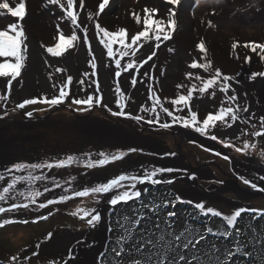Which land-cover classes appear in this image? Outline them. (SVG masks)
<instances>
[{
	"label": "rangeland",
	"instance_id": "obj_1",
	"mask_svg": "<svg viewBox=\"0 0 264 264\" xmlns=\"http://www.w3.org/2000/svg\"><path fill=\"white\" fill-rule=\"evenodd\" d=\"M91 1H96L98 4L90 3ZM9 2L11 5H15L19 3L20 0H9ZM100 2L101 0H82V5L85 4L88 11L91 12L90 14L92 20L90 22L94 25L99 24L100 27L106 31H110L113 33H119L121 31L125 32L126 40L128 42H131L132 37H134L141 31H139L133 25L123 23L122 20H130L131 18L139 17V21L141 24L144 21L145 14L147 13L145 10L154 9L156 11H152L151 14L154 13L157 17L160 16L161 19L167 23L170 16V10H175L176 13L175 17H173V19H175L176 21V28L173 31L172 35L173 38L167 41L161 40L159 42L158 48L156 47L157 42L152 43L151 41L153 40L151 39L146 42L142 41V43L144 44L142 48L147 47L146 53L152 56V59L149 60L148 63H146L148 64V88L147 90H145L140 87L138 94L135 93V98L133 99L132 95H134L137 85L135 87H132L131 79L129 77H126L125 84L130 85L131 89L129 90V92L123 91L127 98V107L125 111L128 112L130 104V110L133 111H130L132 114L142 115L145 120L154 119V114L141 111V107L151 106V93L155 92L163 107L173 112V115L190 118L191 112H195L197 113L198 120L202 122L204 119H206L208 114H216L221 107H229L233 105L229 101H227L226 95L220 91L219 85L208 89L206 92H200L198 90L196 92H193L192 99L190 101L191 112L189 111V108L184 107L183 104L174 105L172 101L178 99L180 95H188L194 85L197 89L202 88L203 81L207 80L206 76L210 75L211 72L212 74H215V72L217 71V66H220V72L223 76L234 78L231 79L233 81L245 83L246 87H241L240 90L241 94L244 96L243 101L241 98L238 104H244L245 106L251 107V109L255 110V107L247 99V96H249L251 100L255 102L254 104L264 105V75H260L264 74V49L257 47L259 49L257 50V48L253 49L251 46L246 47V45L253 44L264 45V21L262 23H259L258 21L253 20H240V17L243 16L242 13L248 11V9L251 8V4L254 3L248 2L237 5L229 10V13L227 14V20L229 22H216L214 19H212V16L222 13L227 5L228 0H196L190 7L186 9L184 8V5L187 4V0H181L180 5L169 4L167 3V0H109V3L105 6L103 12L100 11ZM24 3L26 4L27 14L23 21H20L19 18L12 17L10 13L6 12V10H0V31H8L9 34L12 35L13 33L11 32L10 26L13 24H20L22 25L26 35V51L24 52V55L26 57L25 67L22 69L21 76L18 77H23L22 82H20L21 80H19L18 83H13L12 90H10L9 88L7 89L5 85L8 84L6 83V79L11 80V78L0 77V89L4 90L5 92L4 94H0V96H6V100H8L0 101V117H2L0 118V126L12 127L11 132L21 131V133L27 132L34 134L36 129L37 131H41L40 126L28 122V126H32L33 129L15 128V126H17V122L15 121V119H22L26 121L35 119L36 121L38 120V117L52 115V118L55 121L63 122L55 125L52 130H57V132H75L76 134L72 136V141H78L77 137L81 140L82 133L74 128L79 120V117L76 116L90 115L91 113H87H89V111L91 112L94 109V106L89 111H86V113H84V111L76 110L77 108H83L84 106L73 105L71 104V100L73 98L85 99L89 95H92L94 97L101 95L103 96L105 92V88L101 85L100 81H98V61L95 57L97 56V54L92 41L89 39V37L87 41L84 40L85 54L88 59L85 71L82 70L83 61L85 62L84 58L82 60L81 66L78 67L79 69L75 70L73 68H70L69 61L74 60L72 57H76L78 54H81L80 38L82 40L84 34H82L81 30L79 28H76V26L67 19L66 13L63 9H61L58 5L50 4L49 0H24ZM197 3H199L200 5L198 4V6H196ZM76 9L79 17L80 12L83 8L82 6H80L76 7ZM195 15L197 16L196 19L189 18V16L194 17ZM103 17L110 18L106 19L108 23L113 22V20H118L120 21V23L117 26H109L103 21ZM231 19H234L233 23L231 22ZM209 21H211V26H209ZM61 33H63L66 38H70L73 34H75L77 35L78 39L76 41H73L72 45L69 46V48L61 57H52L49 54L53 58V60L54 58H56L64 67L63 73H48L49 77L53 80V91L49 92L44 89L41 82L39 81H37V86L34 88L32 86L25 87L26 78L28 77L30 69L31 41H35L38 49L40 50V54L46 57L48 54L46 52V49L48 47H53L56 43H58L59 35ZM201 42H203L205 45L206 51L204 52H201L198 48V45ZM218 42L222 43L224 46L218 44ZM232 42L235 47L234 45H231L229 47L231 53L229 52L230 55H227L228 48L226 46H228ZM89 45L92 49L91 52H89L88 50ZM215 49H217V62L213 56ZM182 50L185 56L183 57L176 72L174 73L173 82H171L169 86H165L164 79L169 68L172 66L173 53H177L178 51L181 52ZM101 53H103V51H101ZM251 53L260 55L262 56V58L259 61L251 62L252 59H250V57H246L252 56ZM221 54L226 55V57H223ZM147 56L144 59H146ZM93 57H95V63L97 64V68L95 70L89 67L91 62L93 61ZM8 59L11 62H14V60H12L11 58ZM209 59L212 60V63H214L216 67L212 66L207 69L198 67L194 69L190 66L192 63L203 65L205 64L204 60L207 62V60ZM4 62L5 58L0 57V63ZM107 65L109 66H107V68H111L114 77H116L115 72L117 71V69L115 67V61L111 60ZM93 71L95 72V75L92 74ZM253 74H257L255 76V79L252 78ZM68 76H72L73 78L71 95L67 98L66 102L63 103L65 105H68V108L60 107V105L49 106L42 103L28 105L23 110L16 108V105L20 102H23V100L25 99L38 98L42 100L45 96H47L48 98H52L53 96L58 95L59 88L63 86L64 83H66ZM197 76L203 77H201V80H197L198 83L195 84L194 81L196 82ZM120 77L116 78L118 79ZM243 77L245 79H243ZM133 78L138 80L137 75H135ZM79 80H83L84 83H78ZM231 80L229 81V83L233 85ZM116 82L118 83V81ZM150 85L151 91H149ZM20 88L33 89L29 93L18 96ZM229 93L230 95L233 94L232 88L229 90ZM103 99L105 100V102L107 100L111 101L109 105L114 106V98L108 99L105 96L103 97ZM29 111L33 113L32 117H28L26 115V113ZM157 111H160V109L158 108ZM257 114L258 120H251L254 122L252 124H255V127H253L252 125H246L243 126L244 130H241L238 123V126L234 131L231 130L222 132V129L225 128L221 122H217L215 128L209 129L208 136L212 134L217 135L218 140H226V142L233 144V147L231 148L224 147L223 143L213 141L209 139L208 136L197 133L194 129H185L179 124L172 126L171 128H173V133L166 135L165 138L168 140V147L171 148V150L174 148H172L171 146H174L177 140L178 142L179 140L184 141L183 150L185 148L195 149L196 155L199 156L198 159L200 160L199 164L201 168H205L203 169V177H199V184L204 181H209V179L214 175L218 176L220 174L219 170L215 167L214 162H218L219 164H221L226 173L230 172V163H235L234 168H232L234 169L232 173H235L237 177H239L241 185L243 186H245V184L242 182L243 179H241V177H248L249 180H251V183L260 184L264 182L263 179H261V177H264V157L261 156V153L264 152V136L256 137L254 134L257 131L264 130V125L260 124V118L264 117V109L262 110V112H258ZM160 116L166 122L169 121L170 117L167 116V113L161 112ZM241 116L245 117L242 114ZM122 119L126 120L123 117ZM47 127H51V125ZM47 127H45V129ZM240 133H243V135H240ZM192 142L193 145L191 144ZM244 143L255 145V147H250L244 152L237 153L235 151V148H243ZM82 144H86V142L82 141ZM128 147L131 146H127L125 148ZM145 147L147 149V152L157 156H162L165 154L164 151H167V149H165L164 147H158V144L147 145ZM73 148V150H76L77 148L86 149L89 148V146L86 145V147L80 148L73 146ZM58 151L61 152L60 150ZM183 152L186 153L185 151ZM215 152H218L221 155H216ZM138 153L141 152L133 153V155H136ZM224 155H227L229 159L225 160L223 158ZM191 162L193 163V165H196L194 164L195 159H192ZM237 163H239V165ZM79 165L83 164L81 163ZM79 165L73 163L72 167L78 168ZM161 165L163 167L164 165L168 166L169 162H161ZM247 166H253L252 170L254 171V174L248 169ZM185 168H187V166ZM226 187L227 185L220 186L217 184H215L214 186L215 194L219 195L221 197V200H217L216 198L213 200L210 198L204 201L202 200L203 202H205L206 208L211 206L214 209L221 211V217H212L211 214H209L208 217H205L202 213L199 212V209H196L194 207V204L180 203L174 196H172L170 188H166L165 190V187H159L156 189L147 190V192L143 191L144 194L141 199L145 204L149 205L148 208L141 207L140 203L138 201L135 202L134 200L131 204L114 210V218L110 223V231L108 233L104 249L108 251V253L102 264H119V261L123 259V256L117 257L115 253L112 252L113 247L119 248V245L116 243V241L119 236L124 234L123 229H121L117 224V220L120 219L122 221L123 215L126 213L130 216L135 215L133 213V209H139V212L142 213L146 218L147 228L151 229L152 232L155 233V235L151 237L153 240H155L162 231L165 233L171 232L172 235H176L179 234L180 231H184L185 229H187L188 231H185V236L191 238V236H189L191 235V231H202V233H206V228L211 227L214 232L230 230L233 232V237L225 239L220 236H213L211 233H209L207 237V247L211 246L212 244H215L217 246V241L222 242L223 240H226V242L230 243V245H233L235 244L234 237L236 230L239 229L241 233V242H246L247 245L250 246V251L256 250L255 254L262 253L264 250V216H259L253 219V217L256 216L255 213H242L241 217L237 218L235 227L229 229L227 226V222H224L223 220V215H232L234 214L235 210L240 208L257 209L260 212H264V199H260L261 197L248 198V194H245L244 198L240 199L233 192L234 189L237 190V187H232V189H228ZM35 188L40 189L41 192H43L44 190L38 186H36ZM147 188L148 187H144V189ZM176 188L181 190L180 187L176 186ZM84 189L86 188H83L81 190ZM77 190L80 189H73V191L71 193H68V195L72 196V193ZM48 194H52V191H48L42 196ZM95 196L96 195H89L87 197L72 196L71 199L65 202L50 205L45 209L35 211L25 210L23 212L26 213V215L31 213L38 214L35 218L44 216L41 215L42 210L49 209L53 214L51 213L52 215L50 216V218L48 217L49 219L39 220V222L36 223L29 222L27 224H5L3 227H0V264H48V261H53V259H51L50 257L52 254L57 253L56 246L54 244L47 245L45 242H48L52 235L55 237L60 236L59 238L61 242L65 240L64 238H69L73 242L78 238L83 239V236H77L73 231H75L74 228L83 226L82 223L84 219H81L79 215H73V213L77 212L81 208H93L96 205ZM179 198L184 201H188V199H184L182 197ZM40 200L41 197H39L37 201ZM47 200L48 199H44L41 202H45ZM21 201H23V199ZM172 201H176L174 208L172 207ZM165 203H167L168 205L166 208H155L156 204L164 205ZM35 207L36 206L31 205V208L34 209ZM169 211H174L176 213V216L168 217L167 213ZM80 215H82V213ZM35 218H32L30 220L33 221ZM3 220L0 219V221ZM23 220L24 219L20 221ZM166 220L174 222L171 231H167L168 228L165 225ZM156 222H159L160 228H155ZM68 227H70L71 229ZM64 228H68L70 230ZM144 228L145 221L142 220L141 225L138 226V229L139 231H143ZM253 228H255V232H253ZM62 229L64 231H61ZM49 234H51L50 238ZM167 236L168 235L166 234V240L168 239ZM253 237H256V239H253ZM89 238L91 237L89 236ZM132 238H137V231H134L132 233ZM205 243V241L201 242V244ZM85 244H87V242H85ZM37 245H39V247H37ZM99 246H102V244L100 243ZM244 249L246 250V248ZM84 250L85 249H83L82 251ZM207 250L213 249L208 248ZM69 251L74 253L73 249L70 247ZM82 251L81 253H83ZM34 253L36 254L34 255ZM91 256L92 257H90V259H93L95 257V253L94 255H92L91 253ZM13 257H16V259L13 260ZM213 259L214 258L212 256L209 257V261H212Z\"/></svg>",
	"mask_w": 264,
	"mask_h": 264
},
{
	"label": "snow or ice",
	"instance_id": "obj_2",
	"mask_svg": "<svg viewBox=\"0 0 264 264\" xmlns=\"http://www.w3.org/2000/svg\"><path fill=\"white\" fill-rule=\"evenodd\" d=\"M50 4L58 5L61 9L64 10L66 13V17L68 20L71 21L76 28H80V24L78 22V14L76 12L77 7V0H49ZM109 3V0H103V3L100 5V11L103 12L105 6ZM167 3L172 5H180L181 0H167ZM82 6V0H81ZM0 10H6L7 13H10L12 17L19 18L20 21H23L26 16V4L24 0H20L19 3L15 5H11L9 0H0ZM146 12L149 15L144 19V30L139 32L137 35L132 37L131 42L126 40L125 32L121 31L119 33H113L110 31H106L100 27L99 24L96 25V35L99 36V43L103 45L104 49H106L107 57L114 59L115 67L117 71L115 72L116 77H120L122 72H131L135 70L137 74L140 72V68L144 66V64L148 63L149 60L152 59L151 55H148L146 59H143L142 62L137 63L136 61V54L140 51V49L144 46L142 41H148L150 39H154L156 43V47H159V42L161 40L167 41L170 40L171 32L176 28V21L173 19L176 13L175 10H170V16L165 24V21H153L151 19V12L156 10H149L146 9ZM137 21L139 22V17H137ZM155 25L153 29L151 25ZM209 26H211V21H209ZM12 35L9 34L8 31H0V57L5 58L4 63H0V77H10L11 80L7 81L9 89H11V81L17 80L18 77L22 74V69L25 67V55L24 52L26 51L25 48V39L26 35L23 30L22 25L20 24H13L10 26ZM150 31L152 32V36H149ZM85 41L88 40L87 29H83ZM78 39L77 35L73 34L70 38H66L63 33L59 35V41L53 47H48L46 52L50 54L52 57H61L69 46L72 45L73 41ZM119 45V50L114 51V46ZM251 46L253 49L260 47L264 49V45H246V47ZM235 47V45H234ZM198 48L201 52L206 51L205 45L203 42L199 43ZM89 52L92 51L91 46L89 45ZM119 58H116V57ZM127 57L128 60L126 63L121 64V61ZM8 58L14 60L11 62ZM91 68L95 70L97 68V64L95 63V57H93V61L90 64ZM191 68H204L207 69L210 65L207 64H197L192 63ZM57 72H61L62 69L57 68ZM95 75V72L92 73ZM145 76L148 73H144ZM257 74H253V79ZM264 75V74H260ZM197 80H201V77L197 76ZM231 77L223 76L220 71H216L215 75L203 81V87L197 89L195 85L191 89L188 95H180L178 99L173 100L172 103L174 105H181L183 104L184 107L190 109V101L192 99L193 92L197 90L200 92H206L208 89L213 88L216 85H219V89L226 95L227 101H229L233 106L229 107H221L216 114H208L206 119L202 122L198 120L197 113L191 112L190 118H185L183 116H175L173 112L169 111L168 109L164 108L163 105L160 103L159 98L156 96L155 92L151 93V106H142L141 111L150 112L154 114V119L145 120L142 115H133L131 112L125 111L127 104H126V96L125 93L121 90V88L117 85L115 88V92L119 97L117 101V111H113L111 108L108 109L111 112L112 116L123 117L128 120L136 121L138 124L141 121L152 125H158L161 129H169L174 125L179 124L181 127L185 129H194L197 133L201 135L208 136V132L210 128H215L217 122H221L224 128H232L233 125L240 121L241 123L251 121L255 114L253 113L251 116L242 117L241 112L247 113L248 107L240 105L236 103L237 96L234 93L232 95H227L229 90L232 88V85L229 83ZM78 83L83 84V80H79ZM73 84L72 76H68L66 83L63 84L59 88L58 95L53 96L52 98H48L45 96L42 100L38 98L32 99H25L23 102H20L16 105L18 109H25L28 105H35L37 103H42L49 106H58L66 102L67 98L71 95V86ZM131 85L135 87L137 85V79L131 78ZM98 86V85H97ZM149 91H151V85L149 86ZM6 96H0V101L6 100ZM103 101V96H92L89 95L85 99H75L71 100V104L84 106L83 108H77V111H89L94 104H101ZM106 107V105H105ZM160 111H157V109ZM179 110V109H178ZM161 112L167 113L168 117H171V122H160V115ZM26 115L28 117H32L33 113L31 111L27 112ZM2 118V117H0ZM229 118L231 123H229ZM260 124L264 125V117L260 118ZM255 127V124L252 125ZM243 135V133H240ZM256 137L264 136V130L257 131L254 134ZM209 139L213 141H218L224 144V147L231 148L233 144L226 142V140H218V136L212 134L208 136ZM254 148L255 145H250L248 143H244L243 148L236 147L235 151L237 153L244 152L249 148ZM143 149H138L136 147H130L126 150H120L116 152H112L110 154H106L104 152H100L98 155L99 159L93 160L91 154H87V159L84 161H80L77 158L72 156L67 157L66 160H61L58 162H38V163H16L13 166L6 169L7 173H24L27 172V175H12L11 181L7 183L6 186H3L0 189V204H7L9 200L16 201L17 196L23 198L24 202H16L12 203L8 207L0 206V214L8 213V212H16L20 209L25 210H41L48 208L50 205L58 204L65 202L75 197H87L89 195H101V194H108V193H115L109 199L110 205L115 208V206L124 204L127 205L130 201H138L141 207L148 208L149 205L145 204L144 201L141 199L142 197V190L138 188V185H160V184H171L174 181L172 179L163 178L165 173H172L175 171H181L179 169L174 168H152L150 170H144L142 174H119L117 177L110 179L107 182L98 183L95 186H92L90 189L84 190H77L72 193V196L69 195H61L58 198L48 199L45 202L37 203L39 197L44 195V193L48 191L54 190V188H60L62 185L56 180L55 177L49 178L43 174L44 169H48L49 171L53 168H64L71 166L73 163L76 164H83L85 169H95L98 167H105L110 163L122 161L124 160L130 153H137L142 152ZM216 155H221L220 153H215ZM165 156L175 155V153H165ZM261 156L264 157V152L261 153ZM223 158L228 160L229 157L224 155ZM39 170L41 174H35L36 171ZM51 179L54 188L50 189L47 186L44 187L43 192L35 188V184L37 182L47 181ZM189 179H196L194 174L189 175ZM243 179L244 184H251V187L257 189L258 191H264L262 188H257L255 184H252L249 180ZM264 179V177H261ZM5 180V175L0 174V181ZM24 182L26 187L24 189H18L17 186ZM220 183H223L222 181ZM66 192H71V188H66ZM144 192H147V189H143ZM176 200L180 203H187V204H194L196 209H199V212L202 213L205 217H208L211 214L212 217H221L222 212L219 210L214 209L213 207L209 206L206 208L205 202H193L191 200L184 201L179 197H176ZM172 207H175L176 201H172ZM31 205H36V208H31ZM167 203L164 205L156 204L155 208L159 209L161 207H167ZM251 212L255 213L256 216L253 219L264 216V212H260L257 209H247V208H240L234 211L232 215H223V220L227 222V226L229 229L235 227L237 223V218L241 217L242 213ZM82 213V215H80ZM133 213L135 215L130 216L129 214L123 215V220H117V224L121 229H123L124 234L119 236L116 243L119 245V248L113 247L112 252L115 253L117 257L123 256V259L119 261V264H193V261H196V264H205L202 259L201 253L203 252L204 255H211L214 260L215 264H238L237 260H233V257L238 256H246L250 257L251 259L247 262V264H255L256 256L253 252H245L244 248L247 247V243H242L240 236V230L237 229L235 233V248H229L228 250L221 253V256L215 255V252H219L220 249L217 248L215 244L211 245V248L214 250L211 254L207 251V235L205 233H199L194 238H189L185 236V229L184 231H180L179 234L172 235L171 232L165 233L161 232L160 235L153 240L151 237L155 235L151 229L147 228V220L142 213L139 212V209H133ZM73 215H79L81 219H87V224L90 225L92 228L98 226L101 222L102 217L96 208H89V209H79L77 212H74ZM168 217H175L176 213L174 211H169L167 213ZM90 217V218H89ZM48 218L47 215L40 216L35 218L32 222L36 223L39 220H46ZM145 221V228L143 231H139L138 226L141 225V221ZM15 221L12 220H3L0 221V227H3L5 224L13 223ZM24 224L29 223L27 219L21 221ZM173 221L166 220L165 225L168 229L173 228ZM127 225V226H126ZM155 228H160L159 222L155 223ZM255 232V228L252 229ZM137 231V238H132V233ZM206 233H211L213 236H220L225 239L229 237H233V232L228 231H218L214 232L211 227L206 228ZM168 235L170 239H165V235ZM51 234H49V238ZM183 238V239H182ZM256 239V237H253ZM201 241H205V244H201ZM127 245V247H126ZM199 245V247H197ZM39 247V245H37ZM36 253H34L35 255ZM16 257H13L15 260ZM210 264V262H209ZM261 264H264V258L261 259Z\"/></svg>",
	"mask_w": 264,
	"mask_h": 264
},
{
	"label": "flooded vegetation",
	"instance_id": "obj_3",
	"mask_svg": "<svg viewBox=\"0 0 264 264\" xmlns=\"http://www.w3.org/2000/svg\"><path fill=\"white\" fill-rule=\"evenodd\" d=\"M172 35H173V31L171 33V36ZM218 44L224 46L220 42H218ZM231 45H234L233 42L228 46H226L228 50ZM216 50L217 49L214 50L213 56L217 62L218 60L216 58ZM222 56L226 57V55H222ZM204 63L210 65V67L212 66L216 67V65L212 63L211 59L207 60V62L204 60ZM82 70L85 71V68ZM217 70L221 71L220 66H217ZM210 75L206 76V78L210 79L215 74H212L211 72ZM98 77H99V71H98ZM199 77H203V76H199ZM22 78H17V80L11 81L10 90H12L13 83L16 84L18 83L19 80H21L20 82H22ZM243 79L245 78L243 77ZM7 81H10V79H6V83ZM198 81L196 79V82L194 81V83L197 84ZM231 81L233 83L232 90H234V87L237 88L235 89L236 92L234 93L238 92L241 94L240 92L241 87L243 88L246 87L245 83L239 81H233V80ZM5 87H7L8 89L9 88L8 84H6ZM4 93H5L4 90L0 89V94H4ZM227 95H230V93L228 92ZM103 97H105V92ZM117 100H119V98ZM117 100H114L113 101L114 106H111L109 105L111 101L107 100L105 102V100L103 99L101 104H94V109L91 112L89 111V113H87V114L91 113L90 115L76 116L79 117L78 118L79 120L77 122V125L74 126V128L77 129L80 133H82L81 140L83 142H86V144H82V141L78 137H77L78 141L76 140L72 141V136L76 134L75 132H67V131L57 132V130L56 131L52 130L55 127V125L59 123H63L62 121H55L52 118V115L38 117V120L36 121L35 119L28 121L22 119H15V121L17 122V126H15V128L33 129L32 126H28V122L40 126L41 131H37L36 129L34 134L27 132L21 133V131L11 132L12 127L0 126V174L5 175V180L0 181V189H2L3 186H6L7 183L11 181L12 175H27V172L11 173V174L7 173L6 169L13 166L16 163H38V162L55 163L61 160H66L67 157L69 156L77 158L80 161H84L87 159V154H91L92 159L97 160L101 158L98 155L100 152L110 154L112 152L126 150L130 148V147L125 148L127 146L143 149V151L136 155H133V153H131L122 161L113 162L105 167H98L95 169H85L83 165H79L78 168L72 167V165L64 168H53L50 171L48 169H44L43 174L49 178L55 177L56 180H58V182L62 185V187L54 188L51 179L47 181L37 182L35 184V187L38 186L41 189H44L45 186H47L50 189L54 188V190H52V194L41 196V200L37 201V203H41V201L44 199H49V198L54 199V198H58L61 195H68V193H71L73 189H80V190L83 188L90 189L92 186H95L98 183L107 182L110 179L117 177L119 174H128V173L142 174L144 170L163 167L161 165V162H169V165L168 166L164 165V168L170 167L174 169H179L181 171H175L172 173L164 174L163 178L172 179L174 181L171 184L162 183L160 185H155V186L151 184L138 185V188L142 190V197L144 194L143 193L144 187H148L147 190L156 189L159 187L162 188L165 187V190L166 188L171 189V194L175 198L185 197L188 199H192L196 202H201L202 200L204 201L206 199H209V198H203L202 195L212 193L211 190L214 188L215 184L222 186V184L226 183L225 185L227 186L228 185L230 187L233 186V182L236 180L235 178L236 174L232 173L234 170L232 168H234L235 163L233 162L230 163V172L226 173V171L222 168L223 166L221 164H219L218 162H214V165L219 170L220 174L218 176L214 175L212 178L204 177L210 179L209 181L201 182L200 185L198 183L200 179L199 177L200 176L203 177V169L205 168L203 169L201 168L199 164L200 160L198 159L199 156L196 155L195 149L185 148L183 150L184 141L179 140L178 142L177 140L174 146L170 145L172 148L174 147L171 150V148L168 147L169 142L165 138V136L173 133V128L161 129L158 125L155 124L149 125L144 121H141L138 124L136 121L133 120L126 119L127 120L126 121L122 119V117L112 116L111 112H109L108 109L111 108L113 111H117L118 110ZM105 103H106V107H105ZM130 106L131 105L129 104L128 112L130 111L133 112L132 110H130ZM232 106L234 107V105ZM60 107L68 108V105L62 104L60 105ZM170 118L169 121H167L169 123L171 122ZM160 122L164 123L166 121L160 116ZM228 122L231 123V120H229ZM238 123L240 125L239 128L241 130H244L243 126L253 125L252 123L254 122L251 121V122L241 123L240 121H237L232 128L222 129V132L231 131V130L234 131L238 126ZM49 125H51V127H47ZM45 127L47 128L45 129ZM86 128L88 129V132H90L89 134L84 131ZM96 129L102 130L103 133L101 132L100 134H93L96 133L94 131ZM155 144H158V147H164L165 149H167V151L166 152L164 151V153H175V155L157 156L147 152L145 146L155 145ZM191 144L193 145V142ZM86 145H88L89 148L86 149L77 148L76 150H73L74 149L73 146L80 148V147H86ZM58 150H60L61 152H59ZM183 151H185L186 153H184ZM192 159H195L194 164L196 165H193V163L191 162ZM237 164L239 165V163ZM186 166L189 169L185 168ZM35 174H41V173L39 172V170H37ZM191 174H194L196 176L195 180L189 179V175ZM244 179L249 180L248 177H245ZM221 181L223 183H220ZM255 185L257 186V188L264 189V182L260 184L255 183ZM176 186L180 187L181 190L176 188ZM25 187L26 184L24 182H21L17 186L18 189H24ZM244 187L253 189V191L257 190L251 187V184H245ZM66 188H71L72 191L66 192L65 191ZM114 194L115 193H108V194H101L95 196L96 205L93 208H96L98 210V212L102 217V220L97 227L92 228L90 225L87 224V219H84L83 223L81 222L83 226L79 228L78 227L74 228L75 231L73 232L75 233V235L83 236V239L78 238L73 242L69 238H64L65 240L61 242L59 238L60 236L55 237L52 235L50 240L48 242H45L47 245L54 244L56 246V252H57L51 255L50 258L53 259V261L52 260L48 261L47 262L48 264H102L103 263L108 253V251L104 249H105V243L108 237V233L110 231V223L114 218L113 216L115 212L114 210L126 206L124 204H120L115 206V208H113L108 201L110 197ZM22 199H23L22 197L17 196L16 201L9 200L7 204H0V206L8 207L12 203L24 202L21 201ZM260 199H264V198L261 197ZM132 202L133 201H130L128 204H131ZM230 202H235V201H230ZM23 211H25V209H20L17 210L16 212H8V213L0 214V219L15 221L13 223H9V225L15 223L24 224L20 220L27 219L29 222H32L30 219L35 218L38 215L36 213H31L26 215V213H24ZM41 213H42L41 215H47L49 218L53 214L49 209L42 210ZM68 228H64V229L67 230L71 229ZM61 231L64 230L62 229ZM89 236L91 238H89ZM85 242H87V244H85ZM100 243L102 244V246H99ZM69 247L73 249L74 253L69 251ZM83 249H85L86 251L85 250L82 251ZM81 251L83 253H81ZM91 253L92 255H94L95 253V257L93 259H90V257H92Z\"/></svg>",
	"mask_w": 264,
	"mask_h": 264
},
{
	"label": "bare ground",
	"instance_id": "obj_4",
	"mask_svg": "<svg viewBox=\"0 0 264 264\" xmlns=\"http://www.w3.org/2000/svg\"><path fill=\"white\" fill-rule=\"evenodd\" d=\"M195 1L196 0H187V4L184 5V8L186 9V8L190 7ZM248 2L254 3V4H251V8L248 9V11H246L245 13H242L243 16L240 17V20L241 19L242 20H253V21H258L259 23H262L264 21V0H233V1L228 0L227 5L224 8L223 12L219 13L218 15L212 16V19H214L216 22L228 21L227 20V14L229 13V10H231L232 8H234L237 5H241V4L248 3ZM198 4L199 3H197L196 6H198ZM80 6H81L80 0H77V7H80ZM82 8L83 9L80 12L79 19H78L77 23L80 24L79 29L81 30L82 34H84L83 29H85V28L87 29V35L94 45V49H95L96 54H97V56H95V57L98 61L99 81H100L101 85L105 88L104 91H105L106 98H108V99L114 98L115 100H117L119 98L115 92V88L117 87V85L121 88L122 91L129 92V90L131 89V86L125 84V78L129 77L131 79L135 75H137V77H138L137 87H136V91L134 92V95H132V98L134 99L135 93L138 94L140 87L142 89H145V90H147V88H148L149 80H148L147 76L144 75V73H148V64H144V66L142 68H140L139 74H137L135 72V70H132L131 72H123L122 76L120 78L116 79L113 75L112 70L110 68H107L108 62L111 60L114 61V59L107 57V54H106L107 50L104 49L103 45L99 43V36L96 35V25H94L93 23L90 22L92 20V18H91L90 11H88V9H87V6L84 4V5H82ZM76 12H77V9H76ZM196 17H197L196 15L194 17L189 16V18H193V19H196ZM233 20L234 19H231L232 23H233ZM118 50H119V47L115 45L114 51H118ZM146 50H147V47L142 48L136 54L137 63L142 62V60L148 55V53H146ZM101 51H103V53H101ZM184 56H185V54H184L183 50L181 52L178 51L177 53L176 52L173 53L172 66L169 68V70L166 74V77L164 79V85L165 86H169L171 84V82H173L174 73L176 72V70H177V68H178V66H179V64L182 61ZM72 58L74 60L69 61L70 68H73L75 70L79 69L78 67L81 66L83 58L85 59V62L83 61V67L86 68V65L88 63V59H87L86 54H85V49H83V51H81V54H78L76 57H72ZM116 58H119V57L117 56ZM127 60H128V58L125 57L124 60L121 61L122 66L124 63L127 62ZM83 67H82V69H83ZM57 68L62 69V71L57 72L56 71ZM63 72H64L63 65L60 64L56 58H54V60H53V58L49 54H47L46 57L42 56L40 54V50L38 49L35 41L32 40L31 41V48H30V69H29L28 77L26 78L25 87H31L32 86L34 88L37 86L36 85L37 81H39V82H41L44 89H46L49 92H52L54 89V84H53V80L49 77L48 73L59 74V73H63ZM36 76H37L38 80L36 79ZM116 81H118V83ZM33 88H27V89L20 88V90L18 92V96H22L25 93H29ZM235 89H236V87H234V92H236ZM235 95L238 98L236 103H238V101H240L241 98L243 101V97H244L243 95H241L240 93H235ZM251 104L255 107V110H253L247 106L248 112L247 113L241 112V114L245 117H248L254 113L255 116H254L253 120L257 121L258 120V114L257 113L262 112V110L264 109V105H257V104H254L253 102H251ZM243 106H245V105L243 104ZM84 131L88 134L90 133V132H88L87 128ZM94 131L96 133H93V134H100L102 132V130H99V129H96ZM244 166H246V165H244ZM252 167L253 166L248 167V169L254 174ZM232 187H237L234 182H233ZM232 187H230L229 185L227 186L228 189H232ZM211 191H212V193H210V194L202 195L203 198H210L212 200L216 198L217 200H221V197L219 195L215 194L214 188ZM197 195H199V194H197Z\"/></svg>",
	"mask_w": 264,
	"mask_h": 264
},
{
	"label": "trees",
	"instance_id": "obj_5",
	"mask_svg": "<svg viewBox=\"0 0 264 264\" xmlns=\"http://www.w3.org/2000/svg\"><path fill=\"white\" fill-rule=\"evenodd\" d=\"M90 3H97V2H96V1H91ZM102 3H103V0H101L100 4H102ZM97 4H98V3H97ZM148 15H149V13L147 12V13L145 14V16H144V19H145ZM103 19H104L103 21H104L107 25H109V26H117V25H119V23H120V21H118V20H113V22L108 23V22L106 21V19H110V18L103 17ZM151 19H152L153 21H160V20H162L160 16L157 17L156 14H154V13L151 14ZM122 22L125 23V24L133 25V26L136 27L139 31H143V30H144V21L140 24V21L138 22V21H137V18H131L130 20H122ZM165 24H166V22H165ZM151 27L154 29V28H155V25L153 24V25H151ZM171 33H172V32H171ZM149 36H150V37L152 36V32H151V31H150ZM171 37H172V36H171ZM151 40L155 41L154 39H151ZM255 45H256V44H255ZM257 50H259V49L257 48ZM227 51H228V55H229L230 50H227ZM247 54H248V53H247ZM251 55H252V56H246V57H250V59H252L251 62L259 61V60L262 58V56L257 55V54H255V53H251ZM224 222H225V220H224ZM156 223H157V222H156ZM216 223H217V222H216ZM167 231H171V229H168ZM199 233H202V231H191V232H190L191 235H189V236H191V238H194V237H195L197 234H199ZM204 233H205V232H204ZM205 234H206L207 237H208L209 233H205ZM167 238L170 239L169 236H167ZM182 239H183V238H182ZM211 240H213V239H211ZM201 242H203V241H201ZM197 247H198V246H197ZM208 248H211V246H208L207 249H208ZM217 248L220 249V251H219V252H215V255H217V256H221V253L224 252V251H226V250H228L229 248L234 249V248H235V244L230 245V243L226 242V240H223L222 242L217 241ZM245 248H246V250L244 249L245 252H249V251H250V249H249L250 246H249V245H247V247H245ZM207 251L211 254L214 250H207ZM251 252H253V254L256 256L255 264H261V259L264 258V250H263L262 253H256V254H255L256 250H252ZM201 256H202V259H203V261L205 262V264H209V262H210V264H215V260H214V259H213L212 261H209V257H210L211 255H204V253L202 252V253H201ZM221 259H223V256H221ZM250 259H251L250 257H246V256L233 257V260H237V261H238V264H247V262H248ZM193 264H196V261H193Z\"/></svg>",
	"mask_w": 264,
	"mask_h": 264
},
{
	"label": "water",
	"instance_id": "obj_6",
	"mask_svg": "<svg viewBox=\"0 0 264 264\" xmlns=\"http://www.w3.org/2000/svg\"><path fill=\"white\" fill-rule=\"evenodd\" d=\"M91 13V12H90ZM82 36V35H81ZM152 43H155L156 41H151ZM93 44V43H92ZM94 46V45H93ZM119 47V45H116ZM85 47V44H84V39L80 38V48H81V51H83ZM79 48V49H80ZM108 66V65H107ZM109 67V66H108ZM85 67H83L84 69ZM111 69V68H110ZM247 99L249 100V102H253V100H251V98L249 96H247ZM255 103V102H253ZM251 108V107H249ZM235 178H236V181L234 182L237 186V190H233V192L240 198V199H243L245 194H248V198H259V197H263L264 198V191H253V189H250V188H247V187H244L243 185H241V182L239 180V177H237V175H235ZM199 183V182H198ZM226 184V183H225ZM225 184H222V186H225ZM221 186V185H220ZM245 188V189H244ZM184 199H188V198H185ZM191 200V201H194L192 199H188V201Z\"/></svg>",
	"mask_w": 264,
	"mask_h": 264
},
{
	"label": "crops",
	"instance_id": "obj_7",
	"mask_svg": "<svg viewBox=\"0 0 264 264\" xmlns=\"http://www.w3.org/2000/svg\"><path fill=\"white\" fill-rule=\"evenodd\" d=\"M194 202H196V201H194Z\"/></svg>",
	"mask_w": 264,
	"mask_h": 264
}]
</instances>
